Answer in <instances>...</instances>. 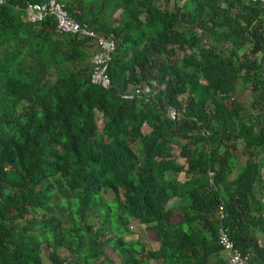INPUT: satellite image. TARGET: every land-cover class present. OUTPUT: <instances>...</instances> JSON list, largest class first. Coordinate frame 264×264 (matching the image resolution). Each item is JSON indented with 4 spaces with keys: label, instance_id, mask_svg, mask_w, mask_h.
<instances>
[{
    "label": "trees",
    "instance_id": "obj_1",
    "mask_svg": "<svg viewBox=\"0 0 264 264\" xmlns=\"http://www.w3.org/2000/svg\"><path fill=\"white\" fill-rule=\"evenodd\" d=\"M46 1L0 0V264H226L220 225L264 264V0H59L107 88L92 38L26 20Z\"/></svg>",
    "mask_w": 264,
    "mask_h": 264
},
{
    "label": "built area",
    "instance_id": "obj_2",
    "mask_svg": "<svg viewBox=\"0 0 264 264\" xmlns=\"http://www.w3.org/2000/svg\"><path fill=\"white\" fill-rule=\"evenodd\" d=\"M26 20L39 21L44 16H54L56 21V30L60 33H70L88 36L92 38L97 46L98 51L92 57L93 72L91 82L107 88L110 85V79L106 73L108 62L111 59V52L114 45L112 42L105 39L103 36L97 35L95 32L88 30L85 25H80L75 21L64 8V4L59 0H47L42 5L33 4L28 5L26 8ZM124 98H132V94L125 93L122 95ZM167 114L171 118L176 117L174 109L168 110ZM219 217H223V213L219 212ZM217 242L222 247L226 255V264H251L248 254H243L239 249L234 247L232 240L229 237L228 230L225 226L218 227Z\"/></svg>",
    "mask_w": 264,
    "mask_h": 264
},
{
    "label": "rangeland",
    "instance_id": "obj_3",
    "mask_svg": "<svg viewBox=\"0 0 264 264\" xmlns=\"http://www.w3.org/2000/svg\"><path fill=\"white\" fill-rule=\"evenodd\" d=\"M239 85V84H238ZM240 88V85H239ZM240 95H238V98L242 101V102H247L248 98H249V91L248 90H242L240 89ZM100 115H97V118H99ZM148 131V126H144L143 127V132H147ZM241 145L239 144V149H241ZM238 154V153H236ZM246 158V156L241 155L240 159H239V166H241L242 161ZM179 162H183V159L179 158L178 159ZM260 167H261V176L264 178V156L260 157ZM239 169L237 168L233 174L231 175L230 179H232L235 174L237 173ZM169 205H173V206H177L178 205V200L177 199H173L169 202ZM93 212H97V209H94ZM175 220L178 219V217L176 216L174 218ZM88 224L92 225V231L98 230L100 229V227L102 226L101 224V220L99 218L96 217H89L88 218ZM148 225L139 222L136 219H130L129 223H128V228L131 231V235L130 236H126L124 237V240H138L140 241V243L143 244V246L145 247L146 250H152V249H156L158 247V242L156 241V234L155 232L149 230ZM108 236H111L110 233H105L103 234V236L101 237V240H105ZM50 250V249H49ZM103 251L108 255L109 258H111L115 263H119L120 259L119 256L115 253V251H113L111 246L105 245L103 246ZM48 252V250H47ZM59 256L60 257H67V258H71L72 260L75 261V259H73V257H71L69 255V252L63 249H59L58 250ZM77 261H80L79 259H76ZM150 264H156L153 260L149 261ZM43 264H51V262L47 259L46 257V253L43 255Z\"/></svg>",
    "mask_w": 264,
    "mask_h": 264
},
{
    "label": "crops",
    "instance_id": "obj_4",
    "mask_svg": "<svg viewBox=\"0 0 264 264\" xmlns=\"http://www.w3.org/2000/svg\"><path fill=\"white\" fill-rule=\"evenodd\" d=\"M263 241V240H262ZM224 255V254H223ZM226 256V255H225Z\"/></svg>",
    "mask_w": 264,
    "mask_h": 264
}]
</instances>
